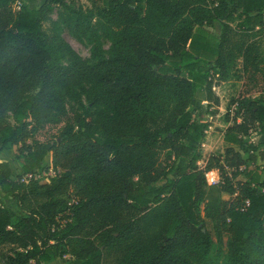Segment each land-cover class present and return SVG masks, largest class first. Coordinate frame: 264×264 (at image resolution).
<instances>
[{
    "label": "trees",
    "instance_id": "obj_1",
    "mask_svg": "<svg viewBox=\"0 0 264 264\" xmlns=\"http://www.w3.org/2000/svg\"><path fill=\"white\" fill-rule=\"evenodd\" d=\"M100 1L0 0V153L15 149L18 164L0 162L4 264H264V164L250 169L264 146V0ZM216 24L217 37L203 30ZM60 25L91 46L93 64ZM238 64L224 153L204 159L209 123L192 111L219 106L212 79Z\"/></svg>",
    "mask_w": 264,
    "mask_h": 264
},
{
    "label": "rangeland",
    "instance_id": "obj_2",
    "mask_svg": "<svg viewBox=\"0 0 264 264\" xmlns=\"http://www.w3.org/2000/svg\"><path fill=\"white\" fill-rule=\"evenodd\" d=\"M67 3H73L74 5H81L86 9H91L94 4H99L102 6V3L100 0H66ZM23 3H25L27 6L31 8H37L43 3V0H23ZM19 3L15 2L12 5V8L14 10L17 9ZM51 18L53 21H57V14L56 12L52 14ZM50 26L48 24L44 25V29H48ZM58 33L61 36V38L64 40V42L80 57V59L87 64H93L94 59L91 56V46L84 40L77 39L68 29H66L63 26H58ZM203 30L208 33L209 35H212L213 37H217L220 34V27L218 24L214 25L213 28L209 27H204ZM99 40L101 42L102 50L105 56H109L111 53V41L109 37L100 29L99 30ZM257 39L261 40L264 43V31L260 32L258 36L256 37ZM209 44L212 45L214 42V38H208L207 39ZM240 64L236 68H234L229 76V78L226 81L223 82H217L214 79H212V91L214 94L218 97L219 99V107L222 108V116L220 118H215L214 117V111L218 113L219 110L214 109V111L209 110L213 106H207L204 103L198 102L193 109V117L198 119L199 121H207L209 123L214 124L215 121L217 122L215 126L213 127L211 134H212V142H211V147L207 148L206 146H201V149L203 153H205V156H207L210 153L213 154H223L224 149L226 147V144L222 141H220L219 136L221 133V130L223 127L227 124L230 123L232 117L234 116V113L236 112V109H234V104L230 105V101L234 98L237 97V95L240 92L241 89V80L238 79V77L241 76L240 73ZM207 70V69H204ZM199 96H202V93L199 94ZM81 100L84 102L85 106L87 104L85 103V98L81 97ZM221 111V110H220ZM221 112V113H222ZM213 114V120H209V117ZM226 115H228L226 118ZM9 121L11 124H13V119L10 116ZM208 129L207 131H209ZM206 136V135H205ZM249 142H251L254 145H259L263 141V137L257 133H251L250 137L248 138ZM204 144H206V140L202 141ZM6 154L4 156H1L0 160L1 162H5V160L8 161L10 164V167L13 171V173L16 172L18 168V164L16 161H14V155H16L15 149L12 150H6ZM254 155H257V163L256 164H250V169L253 171V169L256 166H261L264 164V146H260L259 150L255 152ZM46 161L49 163L50 162V156L48 155L46 157ZM199 165H203L202 162L199 163ZM53 173L50 172L49 175H52ZM38 182L42 183L44 179L42 177L37 176ZM223 198H227L226 195L222 196ZM4 207H9L13 210H15V205L12 200H6L4 203ZM205 229L213 235V225L210 221L205 220L204 223ZM214 245L212 249L210 250L208 254V259L213 260V261H218L220 257L225 253V249L222 245L217 244L215 239H213ZM9 251V247L1 248L0 249V264H4L3 259H2V254H7ZM68 256L63 257V262L66 261ZM69 258H71L69 256ZM72 259V258H71ZM54 264H63V263H54Z\"/></svg>",
    "mask_w": 264,
    "mask_h": 264
},
{
    "label": "crops",
    "instance_id": "obj_3",
    "mask_svg": "<svg viewBox=\"0 0 264 264\" xmlns=\"http://www.w3.org/2000/svg\"><path fill=\"white\" fill-rule=\"evenodd\" d=\"M201 103H204V104H206L207 106H209V104L207 103V102H205V101H202ZM214 109H216V110H219L218 111V113H216L215 111H214ZM209 110H212V111H214V117L215 118H220L221 116H222V114H223V112H222V108L221 107H211ZM221 110V111H220ZM222 112V113H221ZM209 120H213V114L211 115V117H209ZM202 122H207V121H202ZM209 123V122H208ZM217 122L215 121V123L214 124H212V123H209V127H208V129H210L209 131H206L205 132V137H204V141L206 140V144H204L203 142H202V144H201V146H206L207 148H210L211 147V142H212V134H211V131H212V129H213V127L215 126V124H216ZM229 126V123H227L224 127H223V129L221 130V133H220V136H219V139H220V141H222L223 142V133H224V131H225V129L227 128ZM187 142L189 143V144H194L193 143V141L191 140V139H189V140H187ZM5 152H7L6 150H3L1 153H0V158H1V156H4V154H6ZM211 154V153H210ZM213 154V153H212ZM219 154H221V153H219ZM202 155H203V158L205 159L207 156H205V153H203V151H202ZM2 160H0V162H1ZM6 162H8L7 160H5ZM203 163V162H202ZM213 173H215V172H213ZM68 259H66V261H64L63 262V264H81V262L80 261H78V260H75V259H71V258H69V256L67 257ZM55 263V261L54 262H52V263H50V264H54Z\"/></svg>",
    "mask_w": 264,
    "mask_h": 264
},
{
    "label": "built area",
    "instance_id": "obj_4",
    "mask_svg": "<svg viewBox=\"0 0 264 264\" xmlns=\"http://www.w3.org/2000/svg\"><path fill=\"white\" fill-rule=\"evenodd\" d=\"M234 109H236V104H234ZM50 172H52V171L49 170L48 173L42 174L41 176H39V178L40 177L44 178L45 176L49 175ZM213 172H215V173H213ZM30 178H31V175H26L22 179V181H24L25 183H27ZM35 179H37V177H35ZM205 179H206V182H207L208 186H211V187L217 186L220 183V178H219V175H218V173L216 171H210V172L206 173L205 174Z\"/></svg>",
    "mask_w": 264,
    "mask_h": 264
},
{
    "label": "water",
    "instance_id": "obj_5",
    "mask_svg": "<svg viewBox=\"0 0 264 264\" xmlns=\"http://www.w3.org/2000/svg\"><path fill=\"white\" fill-rule=\"evenodd\" d=\"M204 231V230H203Z\"/></svg>",
    "mask_w": 264,
    "mask_h": 264
}]
</instances>
